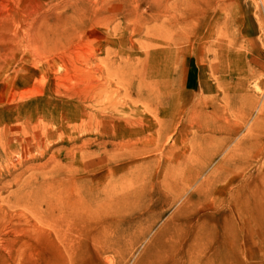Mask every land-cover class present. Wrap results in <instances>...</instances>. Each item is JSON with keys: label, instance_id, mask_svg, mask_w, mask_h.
<instances>
[{"label": "rangeland", "instance_id": "374dc122", "mask_svg": "<svg viewBox=\"0 0 264 264\" xmlns=\"http://www.w3.org/2000/svg\"><path fill=\"white\" fill-rule=\"evenodd\" d=\"M182 21L189 31L202 32L197 44L213 67L201 72L198 52L192 65L180 67L187 96L162 138L145 94L134 103L123 92L126 102L116 118L96 111L110 119L105 126L58 139L48 155L30 140L35 159L23 155L0 166V264H154L157 255H169L172 264H264V0H0V116L18 112L9 108L24 99H37L38 118L54 128L86 121L75 111L86 109L79 95L107 79L106 63L112 60L124 74L119 67L126 62L135 69L128 75L146 80L148 58L160 46H181L175 26ZM132 81L129 90L139 91ZM155 141H161L154 153L160 159L152 169L171 156L182 170L172 182L179 193L185 189L181 198L173 201L175 193L157 176L159 182L137 192L129 184L131 194L98 200L104 206L76 245L80 259L71 258L56 229L36 220L38 211L55 204L54 195L12 203L13 183L53 165L54 153L66 158L85 145L96 155L82 158L80 175L70 168L63 173V203L93 197L74 185L75 176L98 179L95 195L104 196L110 169L122 172L127 164L100 153L105 148L99 144L118 149ZM100 241H108L101 254L95 250Z\"/></svg>", "mask_w": 264, "mask_h": 264}, {"label": "bare ground", "instance_id": "6f19581e", "mask_svg": "<svg viewBox=\"0 0 264 264\" xmlns=\"http://www.w3.org/2000/svg\"><path fill=\"white\" fill-rule=\"evenodd\" d=\"M198 1L176 0L180 4H193V2L198 3ZM197 15L202 20L205 19L202 12H199ZM178 23H181V21ZM175 31L177 33L176 42H180L181 46H163L161 49L160 46L158 51L148 58L147 73L149 77L146 80H142L139 73L128 75L127 73L135 69L130 67L131 65L126 62L121 63L122 66L119 67V70L124 72V74L115 69V63L112 64V60L106 63L107 68H109V76L107 79L99 82V84L93 83L92 86L89 85L91 91L88 92L87 90L85 96L79 95V99L81 100L79 102L85 103L86 109L80 108V110L77 109L75 111L78 113L81 112L80 118H86V121H82L84 123L81 121L71 122L67 120L71 125L69 129H64L67 127L65 121H63L61 128H54L55 126L51 122H45L43 119L38 118V110H41L39 103L41 104V102L37 99L33 101L24 99L26 101L10 107V110L15 107L20 110L18 112H8V115L2 114L0 116V166L8 167L10 161L14 158L21 160L23 155L26 156L27 161L35 159L37 155L35 153L32 154L31 150L33 148L30 140H33L36 151L40 152V154L48 155L51 147L58 139H64L66 135H72L78 129L86 131L94 127L105 126L108 123L105 121H109L110 119L104 120V117H101V114L97 112H105L107 110L114 114L111 116L112 118H116L117 116L115 115L119 111V106L126 102L123 92L134 103L142 101L141 94H145V102L147 103L145 107L149 112L151 111L153 113L157 132L161 133L160 137L162 138L172 128L175 113L180 109L184 103L183 100L187 96L180 82L182 77L180 67L184 64L185 66L192 65V61L196 57V52L199 53L198 66L201 72L205 74L209 68L213 67L212 63L208 60L205 47L197 44L198 37L202 35V32L193 33L189 31L186 28L185 21L182 24H176ZM196 35L197 37H195ZM81 55L82 53H79V56ZM84 58H87L86 55ZM129 79L139 84V91L134 90V87L132 90H129V83L134 86L133 81ZM6 120L7 124L4 123ZM71 138L74 139V137ZM159 142L161 141L152 142L148 146H126L118 149H106V144H99V148H105L100 153L115 154L118 161H123L127 165L124 166L123 170L120 167L122 172L117 167L110 169L111 176L103 181H106L103 187L104 196L102 194L95 195L96 190L101 186L100 184H94L98 179L92 176H75L72 179L74 185L76 181L78 187L90 189L93 197L73 203H69L68 201L63 203L61 195L67 187L63 173L66 169L70 168L73 169L71 174L80 175V170L84 168L81 163L86 162L82 158L92 154L96 155V153L88 145L81 146L78 150H70L69 153L67 152L66 158L62 156V153H54L51 156L56 161L53 165L41 167L37 172L23 179V181L20 180V182L13 183L9 187H13V190L14 185H17V188L10 195L14 201L12 203L15 205L18 203L28 205L32 202L34 196L43 192L54 195L56 197L55 204H51L49 209L38 211L40 214H37L36 220L38 223L41 222L49 226L50 229H56L59 232L58 234L64 238V242L66 243L65 247L70 253L71 258L80 259L83 251L76 245L81 241L85 233L84 228H86L85 225L87 222H90L91 218L98 214L96 213L98 211L97 209L104 206V200H98L117 197L123 192L128 194H131L132 191L137 192L139 189L136 187L143 188L148 183L154 182L157 179L164 182V186L175 193L173 201L181 198L185 189H182L179 193V190L174 188L172 182L174 177L177 178L178 171L182 170L181 168L175 167L171 156H167L168 158H166L164 163H159V171L152 169L153 164H157L160 159L154 154L159 150L157 147ZM38 146L43 147V149L39 151ZM100 158V161L106 159L102 156ZM157 176L158 178L154 180ZM169 180L171 182H168ZM129 184L136 189H132V191L128 190ZM109 194H112V196H109ZM69 233H71L70 236ZM179 236L180 234L176 235L174 239H177ZM107 242H98L95 245V250L100 254L106 252V246L108 247ZM153 262L154 264H172L169 255L163 259H161L160 255H157Z\"/></svg>", "mask_w": 264, "mask_h": 264}]
</instances>
